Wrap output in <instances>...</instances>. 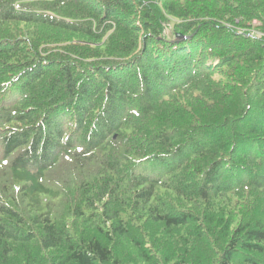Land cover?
<instances>
[{"label":"trees","instance_id":"obj_1","mask_svg":"<svg viewBox=\"0 0 264 264\" xmlns=\"http://www.w3.org/2000/svg\"><path fill=\"white\" fill-rule=\"evenodd\" d=\"M0 264H264V0H0Z\"/></svg>","mask_w":264,"mask_h":264},{"label":"water","instance_id":"obj_2","mask_svg":"<svg viewBox=\"0 0 264 264\" xmlns=\"http://www.w3.org/2000/svg\"><path fill=\"white\" fill-rule=\"evenodd\" d=\"M187 37H184L182 34H177L175 40L173 41V43H179V42H183L185 40H187Z\"/></svg>","mask_w":264,"mask_h":264},{"label":"rangeland","instance_id":"obj_3","mask_svg":"<svg viewBox=\"0 0 264 264\" xmlns=\"http://www.w3.org/2000/svg\"><path fill=\"white\" fill-rule=\"evenodd\" d=\"M166 35H167V36H170V35H171V38L173 39V41L175 40V37L171 34L170 31H166Z\"/></svg>","mask_w":264,"mask_h":264},{"label":"built area","instance_id":"obj_4","mask_svg":"<svg viewBox=\"0 0 264 264\" xmlns=\"http://www.w3.org/2000/svg\"><path fill=\"white\" fill-rule=\"evenodd\" d=\"M258 32H253V35H257Z\"/></svg>","mask_w":264,"mask_h":264}]
</instances>
